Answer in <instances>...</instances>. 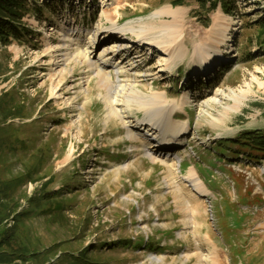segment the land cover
I'll list each match as a JSON object with an SVG mask.
<instances>
[{"label":"rangeland","instance_id":"obj_1","mask_svg":"<svg viewBox=\"0 0 264 264\" xmlns=\"http://www.w3.org/2000/svg\"><path fill=\"white\" fill-rule=\"evenodd\" d=\"M114 1L122 3L119 26L150 24L167 8L179 13L187 57L175 67L150 72L162 63L160 49V55L140 51L134 60L122 52L118 60L126 68L134 64L129 76L147 95L186 98L187 115L179 114L190 121L183 148L156 155L153 164L144 154L151 139L139 140L143 152H133L128 137L130 123L144 113L130 112L127 123L107 121L95 80L90 86L81 80L82 65L61 85L52 79L49 49L63 40L62 29H82L85 44L99 23L109 25L104 12L117 4L29 0L22 23L33 34L9 45L0 40V211L6 216L0 255L11 257L6 264H157L152 257L164 258L158 264H264V154L248 150L242 138L264 135V35L256 25L264 20V0H234L233 15L220 4L208 13L197 0ZM221 14L229 39L216 46ZM241 92L247 94L241 109L226 111ZM216 98L218 105H205ZM202 111L221 121L211 124ZM166 145V152L173 148ZM168 166H176L172 177ZM189 169L213 195H195L186 183ZM44 195L51 201H39ZM19 252L27 258L18 260Z\"/></svg>","mask_w":264,"mask_h":264},{"label":"bare ground","instance_id":"obj_2","mask_svg":"<svg viewBox=\"0 0 264 264\" xmlns=\"http://www.w3.org/2000/svg\"><path fill=\"white\" fill-rule=\"evenodd\" d=\"M109 1L110 0H103V3H108V5L112 7L117 4V7H114L113 10L110 9L104 12L106 22L110 25H107L109 28L105 29L107 26H104L103 23H99L98 30H96L97 32L90 33L87 37L88 41L82 44L81 40L85 37V32L78 27L73 28L72 25H69L66 29H62L61 31L63 33V40L60 44L54 45L52 44L53 42L51 43L49 50L52 54L51 64L54 67L52 79H61L59 83V85H61L65 80V74H67V76L68 74H72L77 65H82L84 73L81 80L84 85L88 86L95 80V88L99 92L107 108V121L124 120V122L127 123L126 121L129 120L130 112L138 110L144 113V120L142 119L139 121V119H137L135 121L136 123H130L131 125L129 128L132 132L128 134V137L129 141L133 144V146H131L133 152H143V150H140V147L136 145L139 140L146 139V141H148L151 139L152 143L147 150H144V154L153 164H156L158 162V157H155L156 155L180 151L183 148L184 137L188 134L190 121L189 119L181 121L179 114L187 115L185 110L187 105L186 98L176 101L170 100L166 93H160L161 96L160 94L152 96L147 95L143 90L138 89L137 85L139 82L129 76V66L130 69H133L132 66L134 64H129L128 68H126L124 58L118 60V57L119 54L124 51L122 49H124L123 47L125 46L121 38L125 39L128 36L133 39L136 45L142 43L139 45V53L140 49L145 53V48L143 49V47L148 45L149 47L159 48L162 52L161 57L164 55L161 58L162 63L158 67L153 65L152 69L154 71L152 70L150 72H155V70L160 71L157 74L159 75L164 73L165 69L168 70L175 67L178 62L187 57L184 48V39H182L183 41L180 40L182 33L179 27L181 26H176L179 13L174 9L167 8L155 13L152 16L153 21H151L150 24H141L142 26L140 25V27H137L132 23H127L125 26H119L122 11L120 7L122 3L113 0L114 2L111 4ZM222 17L223 15L221 14L215 23L217 31L214 35V39L216 46H222L229 39L226 34V29H228L225 26L226 19ZM165 18H171L174 21L166 22ZM122 32L127 34H123ZM99 33H101L100 36L103 37L100 41L98 40ZM117 34L120 40L116 39L114 41L113 38H115ZM123 35L126 37L123 38ZM203 60H205V58H201V61ZM71 64L74 65V68L69 69L68 67ZM155 74L156 73H153V75ZM64 85H66V83H63V86ZM89 91L90 89L86 90L84 93H88ZM246 95L245 92H241L240 95L234 94L233 100L235 105L226 111L229 113L238 112L241 109L240 105L242 101L246 99ZM218 104L219 100L216 98L208 101L205 105L212 106ZM202 113L210 117L211 124L216 125L221 121L208 112L202 111ZM166 144L173 145V148L166 152L165 149H163L167 147ZM164 145L166 146L164 147ZM74 150V148L71 149V154ZM70 157L71 155L69 158ZM175 167L176 166H168V177L174 176L173 169H175ZM187 176L186 183L194 190L196 196L207 199L213 195L206 188L199 174L194 169H189ZM163 259L164 258L161 257H152V261L157 264L163 263ZM206 259L208 260L209 258ZM200 261V263H202L203 259Z\"/></svg>","mask_w":264,"mask_h":264},{"label":"trees","instance_id":"obj_3","mask_svg":"<svg viewBox=\"0 0 264 264\" xmlns=\"http://www.w3.org/2000/svg\"><path fill=\"white\" fill-rule=\"evenodd\" d=\"M35 1L36 3H38L40 0ZM180 2L181 1H178L174 4H179ZM197 3L201 6L202 9L207 10L208 13L216 11L218 5L220 4L225 14H234V0H197ZM208 5L209 7H207ZM30 10L29 0H0V40L3 44L9 45L13 40L21 42L25 37H29L33 34L32 31L25 24L22 23L24 16ZM199 18V20L205 27L208 28L211 25V19L209 17H206L204 19L203 17ZM256 25L260 27V29L262 30V35H264V20H260L256 23ZM0 103L2 104V101H0ZM242 138L248 140V143H246L248 144V150L255 149L264 154V135L259 134L258 132L253 134L244 133L242 135ZM237 142L242 144L241 141ZM220 144L223 143L221 142ZM247 156L250 158L255 157L250 153H247ZM42 200L51 201V198H47L44 195L39 201ZM56 207L58 208V210H61L62 208L60 205H57ZM5 219V214L0 211V235L3 234L1 231V226L4 223ZM4 240V237L2 240H0V248L5 243ZM16 254L18 260H25L27 258V254L25 252H19ZM10 260L11 257L6 254L0 255V264H6V262Z\"/></svg>","mask_w":264,"mask_h":264}]
</instances>
